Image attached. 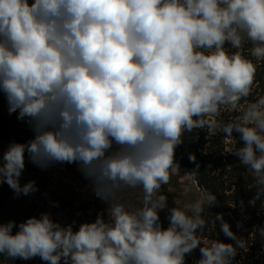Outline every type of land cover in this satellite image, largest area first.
Here are the masks:
<instances>
[{
	"label": "clouds",
	"instance_id": "9594fccd",
	"mask_svg": "<svg viewBox=\"0 0 264 264\" xmlns=\"http://www.w3.org/2000/svg\"><path fill=\"white\" fill-rule=\"evenodd\" d=\"M262 66L264 0H0V91L34 134L0 156V184L27 196L39 189L20 183L26 158L42 170L75 164L108 205L76 230L49 212L0 223V254L186 264L199 248L193 264H233L248 242L223 213L211 225L235 243L201 239L216 194L200 188L191 203L168 208L161 189L179 174L185 134L203 129L228 141L225 153L258 189L255 206L264 192V94L253 92ZM189 160L198 175L195 154Z\"/></svg>",
	"mask_w": 264,
	"mask_h": 264
},
{
	"label": "trees",
	"instance_id": "16d2710c",
	"mask_svg": "<svg viewBox=\"0 0 264 264\" xmlns=\"http://www.w3.org/2000/svg\"><path fill=\"white\" fill-rule=\"evenodd\" d=\"M254 95L264 94V66L258 68ZM8 117L10 114H0ZM227 119V116H225ZM7 124L3 126L7 127ZM13 125L15 134L2 133V137L9 143H25L33 137V132L21 128L17 117L9 121ZM238 141V146L243 142L239 141V134L234 133ZM206 130H194L186 133L184 142L175 150V160L179 168L187 170L189 173L195 168V164L190 162L189 154H195L196 162L200 167L198 175L192 176L196 188H206L217 196V203L206 210L204 217L209 221L208 226L202 234V242L211 239H219L225 243H235L230 238L224 236L220 231V224L217 221L216 227L211 225V216L223 213L224 220L227 221L231 229L238 236L248 242V250L238 249L233 264H264V238L259 234L264 228V192H261L260 199L255 206L249 204L258 191L254 187V181L248 174L246 168L241 165L238 159L229 153H225L228 141L222 135L206 138ZM163 227H168L167 216L160 214ZM240 225L239 227L237 225ZM199 248L186 257V264H193L194 260L200 258Z\"/></svg>",
	"mask_w": 264,
	"mask_h": 264
},
{
	"label": "rangeland",
	"instance_id": "374dc122",
	"mask_svg": "<svg viewBox=\"0 0 264 264\" xmlns=\"http://www.w3.org/2000/svg\"><path fill=\"white\" fill-rule=\"evenodd\" d=\"M6 104V97L4 96L3 92L0 91V114L9 113L7 110L8 104L7 108H5ZM17 115L18 113H13L6 118L3 117V115H0V140H5L1 135L2 133L11 135L15 134L14 130L11 129L13 128V125H9V121L11 122L13 117H17ZM6 123H8L7 127H4L3 124ZM21 128H23L22 125ZM32 138L33 137H31V139ZM2 154L3 153H0V156H2ZM62 167V171H56L54 175H56L57 177H64L68 181L65 180L62 183H59L58 186H52L51 189H46L43 185L36 184L39 190L35 193L25 196V199L27 198V200L20 203L18 201H13V198L11 196L15 197L16 195L6 183L0 184V218L4 214V212H6L10 216L21 214L22 212L23 215L28 214L26 213V209L28 211H30L31 209L36 210L34 216L37 217L41 212H49L52 215L53 211L60 210L64 213L62 216H60L62 220L61 223L67 225L75 221L76 223L74 224V230H76L78 229L80 223L92 222L96 219L99 213L105 212L108 205L95 196L90 182L83 177V175L78 170L77 165L63 164ZM31 168L34 167L30 165L26 159L25 170L29 171ZM189 174L190 173L187 170L179 168V174H173L169 184L162 187L161 192L168 197V208L175 206L174 199L179 200L183 204L191 203L198 197L199 191L195 186L192 176ZM27 182L28 181H22L21 177V185ZM62 188H65V190L63 189L62 191ZM185 188H189L190 191L186 193L184 191ZM46 191L51 192V194L53 192V194H55L53 195L54 198H47L46 196L45 200L42 199V197L44 196V192ZM34 194L40 195L41 198L39 201H30L31 196ZM16 203H18L17 205L19 206H17ZM160 214L167 216V209L162 211ZM0 264L25 263L5 260V257L0 254Z\"/></svg>",
	"mask_w": 264,
	"mask_h": 264
},
{
	"label": "crops",
	"instance_id": "0c3cea01",
	"mask_svg": "<svg viewBox=\"0 0 264 264\" xmlns=\"http://www.w3.org/2000/svg\"><path fill=\"white\" fill-rule=\"evenodd\" d=\"M5 108H7V104L5 105ZM7 110H5V111H7ZM19 122L21 123V125H22V127L24 129H27V130L32 131L30 129V127L28 126V124L25 121L19 120ZM9 144L10 143L8 141H6V140H0V153H3L7 149V147H8ZM27 162L30 165H32L34 168H31L29 171L24 170V174H22V181L34 180L36 182V184L43 185L44 188H46V189H51L52 186H58L59 183H62L65 180L68 181L64 177H57L56 175H54V173L56 171H58V172L59 171H62L63 167L60 164H57V165H55V166H53L51 168H48L46 170H42V169L36 167L35 165H33L28 160H27ZM63 189L65 190V188H62V191H63ZM53 195H55V194H53V192L51 194V192H47L46 191V192H44V196L42 197V199L45 200L46 196H47V198L48 197L54 198ZM57 195H59V194H57ZM11 197L13 198V201H15V202L18 201L19 203L22 202V201L27 200V198L25 199V196L24 195H21L19 197H16V196L15 197L14 196H11ZM40 198H41L40 195L34 194V195L31 196L30 201H39ZM17 204L18 203H16V205ZM17 206H19V205H17ZM35 211L36 210H33V209H31L30 211H28L26 209V213H28V214H24L23 215V212H22L21 214H17V215H14V216H10L6 212H4V214L0 218V223H7L9 220H15L17 222V224H19L20 222L25 221L27 218H29L31 216H34L35 213H36ZM63 214L64 213L61 212L60 210L59 211H53L52 212V218L54 220H57V221H59L61 223L62 220H61L60 216H62ZM15 231H17L16 228L13 229V232L14 233H15ZM9 261H15V262H18V263H25V264H48V262L42 261L40 259V257H38V256L35 257V258H33V259H29V260H23V259L17 258L15 260H9Z\"/></svg>",
	"mask_w": 264,
	"mask_h": 264
}]
</instances>
